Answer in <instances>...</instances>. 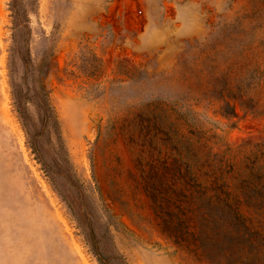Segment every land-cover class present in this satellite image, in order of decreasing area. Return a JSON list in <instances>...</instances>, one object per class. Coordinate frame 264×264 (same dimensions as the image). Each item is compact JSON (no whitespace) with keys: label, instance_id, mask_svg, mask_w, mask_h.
<instances>
[{"label":"rangeland","instance_id":"obj_1","mask_svg":"<svg viewBox=\"0 0 264 264\" xmlns=\"http://www.w3.org/2000/svg\"><path fill=\"white\" fill-rule=\"evenodd\" d=\"M11 2L0 264H264V0H17L28 33ZM16 43L56 118L40 153L12 104Z\"/></svg>","mask_w":264,"mask_h":264},{"label":"trees","instance_id":"obj_2","mask_svg":"<svg viewBox=\"0 0 264 264\" xmlns=\"http://www.w3.org/2000/svg\"><path fill=\"white\" fill-rule=\"evenodd\" d=\"M11 9L13 12L14 28L24 29V33H28V29L22 23L21 12L17 0H12ZM17 43L11 48L9 57V76L11 97L14 111L19 118L26 136L31 140L33 150L40 153L38 145V137L47 130L49 125L56 123V118L48 99V91L43 84L42 65H33L30 61L29 49L25 45H20L17 49ZM52 58L48 64H51ZM17 66L21 68V75L17 81ZM29 105L34 107V113L29 109ZM37 123L39 124L37 127ZM102 264V263H101Z\"/></svg>","mask_w":264,"mask_h":264}]
</instances>
